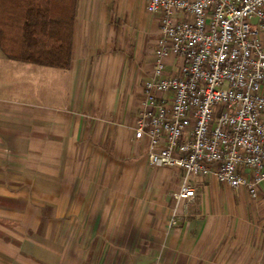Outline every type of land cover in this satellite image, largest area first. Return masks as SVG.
<instances>
[{
    "label": "crops",
    "instance_id": "crops-1",
    "mask_svg": "<svg viewBox=\"0 0 264 264\" xmlns=\"http://www.w3.org/2000/svg\"><path fill=\"white\" fill-rule=\"evenodd\" d=\"M146 5L78 0L67 71L12 61L0 49V250L8 264H65L61 236L74 181L75 217L84 185L93 183L90 172L82 177L80 170L127 168L121 162L129 157L135 170L143 168L136 149L147 145L135 140L134 127L145 108L144 82L160 37L159 18ZM168 64L171 73L180 61ZM193 179L201 183L198 215L184 219L193 213L191 201L178 204L183 227L159 245L163 264H257L264 186L253 199L214 175Z\"/></svg>",
    "mask_w": 264,
    "mask_h": 264
},
{
    "label": "built area",
    "instance_id": "built-area-1",
    "mask_svg": "<svg viewBox=\"0 0 264 264\" xmlns=\"http://www.w3.org/2000/svg\"><path fill=\"white\" fill-rule=\"evenodd\" d=\"M159 18L134 138L154 168H177V203L211 175L256 198L264 186V0H147ZM180 61L169 72L168 61Z\"/></svg>",
    "mask_w": 264,
    "mask_h": 264
},
{
    "label": "rangeland",
    "instance_id": "rangeland-1",
    "mask_svg": "<svg viewBox=\"0 0 264 264\" xmlns=\"http://www.w3.org/2000/svg\"><path fill=\"white\" fill-rule=\"evenodd\" d=\"M146 150L142 145L136 149L144 163L141 170L132 167L134 158L130 157L121 162L128 163L127 168L80 170L82 177L90 172L93 183L84 185L76 204L79 216L75 217L74 181L71 213L65 218V232L61 236L65 264H163L159 245L171 230L183 227L181 217L175 213L178 209L175 194L184 182V175L174 168L152 167L146 159ZM91 157L99 160L98 154ZM69 159L75 161V154ZM80 159L87 161L88 155L83 154ZM108 159L115 163V153L109 154ZM193 180L189 185L196 197L187 207L193 213L183 217L186 220L198 215L201 183ZM257 218L259 226L264 225V219ZM263 236L264 232L262 240L256 242V254L260 253L254 258L257 264H264ZM261 246L262 250L258 248ZM3 251L6 250H0V264H8Z\"/></svg>",
    "mask_w": 264,
    "mask_h": 264
},
{
    "label": "trees",
    "instance_id": "trees-1",
    "mask_svg": "<svg viewBox=\"0 0 264 264\" xmlns=\"http://www.w3.org/2000/svg\"><path fill=\"white\" fill-rule=\"evenodd\" d=\"M78 0H0V49L12 61L67 71Z\"/></svg>",
    "mask_w": 264,
    "mask_h": 264
}]
</instances>
